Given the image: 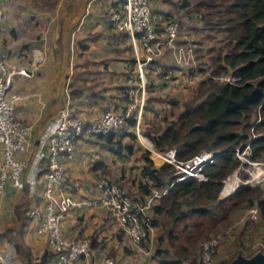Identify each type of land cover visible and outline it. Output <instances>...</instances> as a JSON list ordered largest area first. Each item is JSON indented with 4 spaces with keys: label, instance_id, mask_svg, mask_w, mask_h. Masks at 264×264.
Returning <instances> with one entry per match:
<instances>
[{
    "label": "crops",
    "instance_id": "obj_1",
    "mask_svg": "<svg viewBox=\"0 0 264 264\" xmlns=\"http://www.w3.org/2000/svg\"><path fill=\"white\" fill-rule=\"evenodd\" d=\"M1 1L7 11V3ZM58 1L54 2L53 12L56 14V25L46 29L47 37L44 39L42 35L37 36L42 34V30L33 32L30 28L25 29L24 23L20 25L13 15L11 17L14 19H5L0 24V52L6 66L11 69L23 68L30 73L27 76H12L11 92L18 95L15 116L27 124L29 130L26 152L14 154L17 158H26V166L21 173L24 186L16 190L6 181L0 191V263L2 255L9 252L15 264H27L16 254L8 240L9 235L3 234L7 227L11 228V235L27 248L31 258L39 257L46 248L45 237L36 232L39 218L26 216L25 212L33 206L43 208L42 169L34 173L33 166L35 144L39 135L49 128L57 110L65 105L79 118L91 121L108 108L123 105L118 88L123 85V70L131 58V42L128 36L119 33L104 19L107 7L117 0ZM156 15L159 16V13ZM34 49L44 52L40 62L33 63ZM164 52L173 60V51L166 46L160 47L154 61L161 67L168 64L165 59L169 58ZM76 74L80 77L73 80ZM188 77H192L191 81L188 80V84H192L195 77ZM153 79V85L160 86L159 78L155 76ZM81 83L84 84L80 93L71 96L70 86ZM130 108L135 109L134 102ZM114 158L116 155L104 150L100 142L91 139L74 141L73 153L70 156L62 154L58 158L64 181L69 184L68 192L73 197L95 198V176L100 175L101 171H92L91 163L99 160L107 170L110 160ZM21 204L22 212L17 218L14 208ZM59 232L69 239H95L104 249L111 248L120 264H156L153 255L146 250H139L141 253L137 251V246L119 231L114 219L96 202L61 212ZM94 251L87 264H98L96 257L100 252ZM78 264H84L83 260Z\"/></svg>",
    "mask_w": 264,
    "mask_h": 264
},
{
    "label": "trees",
    "instance_id": "obj_2",
    "mask_svg": "<svg viewBox=\"0 0 264 264\" xmlns=\"http://www.w3.org/2000/svg\"><path fill=\"white\" fill-rule=\"evenodd\" d=\"M226 10L235 13L233 17L225 19L226 30L229 34L228 48L224 51H218L213 56V64L209 70V75L199 83L196 92L190 93V97L183 103L182 108L177 113L173 110L177 106V101L174 99L166 100L165 104L168 105L166 114L171 115V118L167 119L166 115H162L160 119L161 123L163 121L164 123L161 126L156 125V123L148 126L146 123L140 122V117L138 120L142 136H145L152 144V148L158 152L173 147L174 156L180 161L189 159L201 150H211L213 152L212 162L201 167L204 179L187 176L182 180H175L176 170L168 163L154 166L149 151L143 148V163L139 168L138 176L148 177L151 180V185L139 181L137 177L135 191L138 194L134 195L133 199L142 201L143 196L149 194L151 187L161 188L170 183L166 192L156 200L159 202L154 203L149 210L154 213L164 212L172 217L174 222H179L183 217L192 214L209 215V209L202 206L205 201L216 200V207L223 211L227 207L224 206V202L228 200L229 207L233 206V202L245 201L247 205L257 208L255 219L243 220L238 225L241 226L245 222L257 219H260V222L264 224V185L260 188L247 182L240 183L223 197L218 195L221 189L220 179L239 165V160L234 154L236 147L242 149L247 143L249 146L248 159H261L264 163V133H261L264 129V79L262 78L264 76V0H232L226 6ZM105 22L107 23V21ZM153 23L156 35L161 36L163 23L160 22L159 25H161L158 26L155 17ZM119 33L128 36L123 31H119ZM153 64H155L154 59H150L143 65V69H147L148 66L150 69ZM156 67L160 71L155 76L159 78L162 84L164 78H168L166 74L168 68ZM124 69L125 73L123 74L125 77L126 74L128 75V73L134 71V79L138 80L133 56L129 60V67ZM222 72L238 76L239 79L237 82L232 83L219 82L211 78L212 75ZM78 77L80 75L76 74L73 80ZM123 82L125 84L118 88L123 105L110 108V110H120L126 113L119 127L115 131L95 133L87 138H77L92 140L95 137L93 140L100 142L104 150L116 156L122 154L129 156L133 151L135 142L133 128L136 123V104L135 109H129L130 105L135 102V94L129 95L127 88L132 84L128 83L130 84L128 85L125 80ZM149 82L150 80L145 81L146 87ZM83 84L70 86V95L77 96ZM152 84L154 83L152 82ZM146 100L160 101L158 97L147 98ZM124 107H127L126 111ZM256 107L263 115L257 122H254L250 116ZM143 108L142 104L141 111L146 110L147 107ZM149 110L153 112L152 109ZM71 114L76 116L73 112ZM153 114H155V111ZM83 121L85 125L90 120ZM251 128L252 132L255 133L253 137H251ZM167 169H169V174L166 173ZM91 170L101 171V174L107 171L105 164L99 160H94L91 163ZM242 177L246 178V174L242 173ZM183 205H186L187 208L184 209ZM20 207H22V204L14 208L17 218L20 217L22 212ZM26 216L28 215L26 214ZM137 217L139 220L143 218L141 226L147 232L152 219L147 216L144 217L141 213H137ZM242 227L234 234L236 236L234 244L239 245L240 243V237L244 234ZM10 229L5 228L3 234L9 235L8 240L20 260L27 264H43L53 259L54 253L47 246L39 257L31 258L29 251L21 241L11 235ZM119 231L123 232L120 227ZM167 234L169 240L176 238V235H172L170 231H167ZM162 238V234L157 237L158 244L161 243ZM142 239L143 237L140 238L139 245H141ZM88 245L93 254L95 249L114 258L113 250L111 248L109 250L104 249V246L100 245L95 239L88 240ZM126 251L129 252V249H126ZM188 251L189 249L180 243L175 245V251L172 253L168 249L157 245L153 251V258L156 264H194L195 262L200 264L197 261L199 249L191 256L184 257ZM223 262L221 261L218 264Z\"/></svg>",
    "mask_w": 264,
    "mask_h": 264
},
{
    "label": "built area",
    "instance_id": "obj_3",
    "mask_svg": "<svg viewBox=\"0 0 264 264\" xmlns=\"http://www.w3.org/2000/svg\"><path fill=\"white\" fill-rule=\"evenodd\" d=\"M6 17V9L0 0V24ZM105 21L114 29L125 32L131 42L136 65V76L139 82V86H137L139 97L137 99L135 97L134 102L136 104V123L133 128L138 142L144 149L149 151V154L153 153L162 160V163H168L175 168L177 172L175 180H182L187 176L204 179L201 167L212 162L214 155L211 150H201L189 159L180 161L175 158L173 147L158 152L149 145L148 141L139 132L138 120L145 92L142 66L150 60V55L158 53L161 46H166L173 51V59L179 65L185 66L188 64L187 58H191L190 47L176 46L177 21L170 20L163 23L161 36H157L153 25L154 15L148 0H117L107 7ZM152 39L154 40L152 41ZM43 56L44 52L34 49L32 52L33 63L40 62ZM16 74L27 76L30 73L23 68H8L0 52V191L6 181L16 190H21L24 186L21 173L26 166V158H17L14 154L26 152L29 126L15 116V105L18 95L11 92V85L12 76ZM207 75H209V72H207ZM211 78L219 82L232 83L237 82L239 79L238 76L227 72L212 75ZM262 78L264 79V76ZM188 80L191 81V77H188ZM127 92L129 95L135 94L132 86L127 88ZM125 114L120 110L104 111L98 118L84 125V121L77 116H73L69 108L64 105L57 110L49 124V128L37 138L33 166L34 173L42 169L43 208L30 207L26 210V214L39 218L40 223L36 228V232L45 237L47 248L54 253L53 259L48 264H78L80 260L87 264L94 256L89 248L87 238L69 239L60 235V213L70 207L78 208L96 202L114 219L135 246L139 245L140 238L144 237L145 231L141 226L143 218L139 220L137 213H141L144 217L147 216L146 211L166 192L170 183L165 184L161 188L151 187L149 194L144 195L142 201H140L125 195L119 187L107 179L99 178L96 182L97 195L95 198H78L73 197L68 192L69 184L64 181L58 164V156L62 154L70 156L73 153L74 141L78 137L87 138L95 133L115 131L121 124ZM259 119L260 115H257L254 122ZM250 131L251 137H253L255 133L252 132V128ZM234 154L239 160V166H243L246 162L254 167L259 164V162L248 159L249 146L247 143L242 149L236 147ZM238 171L237 167L220 181L223 195L230 193L240 183H251L253 175L250 178H240ZM229 178H233V184L227 182ZM138 180L151 185V180L148 177L138 176ZM29 182L32 183L33 180L30 179ZM256 216L257 208L250 206L242 214L238 222L253 220ZM216 243L215 238L201 243L197 253V261L200 264H211L212 252ZM257 244L264 251V241H260ZM91 255L93 256L90 257ZM96 258L98 259V264H120L106 253H100ZM0 264L15 263L10 253L5 252L1 257Z\"/></svg>",
    "mask_w": 264,
    "mask_h": 264
},
{
    "label": "rangeland",
    "instance_id": "obj_4",
    "mask_svg": "<svg viewBox=\"0 0 264 264\" xmlns=\"http://www.w3.org/2000/svg\"><path fill=\"white\" fill-rule=\"evenodd\" d=\"M57 1L58 0H5L8 9L6 12L8 13L7 16H9L6 18V21L15 18L14 20H17L20 25L21 22L24 23V26L26 27L25 29L30 28L33 32L40 29V31L42 30V34H38L37 36L42 35V39H44L47 37V34H45L46 29L51 25H56V14H53V12L56 5L54 2ZM148 1L152 12L154 11L155 13L156 21L158 22V24H156L158 26L161 25H159L160 22L164 23L170 20L177 21L178 33L176 35V46H188L191 48V58H187L188 64L185 66L179 65V63H177L174 59L171 60L170 55L167 52H164L169 58L165 59V62L168 64L164 66L172 67H167L168 70L166 74L168 75V78H164V83L160 86L152 84L154 81L152 78H154L160 71V69L156 66L160 65L156 64L154 61L155 64L150 66V69L148 65V67H146L147 69H143L142 66L144 80H150V82L147 87L146 83L144 85L145 92L143 95V106L144 108H147H145L146 110L141 111L142 114H140V122L146 123L148 126L155 123L156 125L161 126L164 123V121L161 123L160 117L162 115H166L167 119L171 118V115L166 114L168 105L165 104V101L169 99L176 100L177 106H175L173 110L177 113V111L182 108L183 103L190 97V93L196 92L199 87V83L205 80L208 76L207 72H209L212 67L213 56L218 51H224L228 48L227 42L229 34L226 30L227 24L225 19L227 17H233L235 13H230L226 10V6L232 0ZM155 10L157 11L155 12ZM156 13H159V16H157ZM24 14L28 15L23 16ZM11 15H13L14 18H12ZM45 42L47 43L48 40L46 39ZM155 55H150V59H154ZM131 56H133V51H131ZM127 67H129V63ZM124 71L123 73H125ZM122 76L123 80H125L127 84H132V88L137 99L139 94L137 95L136 92L139 93V90H137L139 82L134 79V71L128 73V75L126 74V77L124 74H122ZM188 76L195 77L192 84H188ZM123 84H125V82H123ZM154 97H158L160 101L154 102L153 100H146L147 98L149 99ZM126 109L127 107H124L125 111ZM149 109H152L153 112L155 111V114H153V112ZM109 110L110 108L106 111ZM103 112L98 114L96 118ZM258 113L260 117H262V112L260 110L258 111L256 107L251 113V119L255 120ZM139 132L141 134L140 128ZM261 133H264V129ZM93 139H95V137H93L92 140ZM133 146V151L129 156H123V154L116 156V158H114L115 160H110V164L105 173L95 176V180L104 178L114 183L125 193V195L131 198L138 194L135 191V183L137 182L136 180L139 174V168L143 163V147L140 145L136 137ZM149 156L151 157L154 165L158 166V164H164L162 162L158 163L159 160H162L155 157L153 153L149 154ZM251 161L259 162L258 166L264 169L261 159ZM237 167L239 170L238 176L240 178H244L242 177V173H245L246 177L249 178L252 175H256L257 167H254L247 162L244 163L243 166L238 165ZM168 172L169 169H167L166 173ZM257 177H261V173ZM222 179H220V181ZM233 182V178H229L228 183L233 184ZM249 184L262 188L264 185V178L252 179ZM218 195L219 197L224 196L221 189ZM156 202L158 203L159 201H155V203ZM228 202L229 201L226 200L224 202V206L226 205L229 209H226L227 207H225L222 211L216 207V200L205 201L202 206L209 209V215L192 214L188 217H183L179 222H174L173 218L166 215L164 212L154 213L150 210L146 211L148 212L146 213L147 217L152 219V222L141 240V245L137 246V251H143L144 249L153 255L155 247L160 245L161 248H166L172 253L175 251V245L180 243L183 244L185 248L187 247L189 249L188 253L184 255V257H187L196 252L201 243L207 241L208 239L215 238L217 243L214 246L211 257V263L213 264H218L221 261L225 262V260L233 256L237 253V251L243 255L249 254L256 248H259L257 244L258 242L264 241V224L260 222V219H257L255 221L245 222L241 226L237 225L240 224L238 221L242 214L250 206L247 205L245 201H240L239 203L233 202V206L229 207ZM183 208L186 209L187 206L183 205ZM241 227L243 228L244 234L240 237V243L237 245L234 244V241L236 240V236L234 234L236 231L240 230ZM167 231H170L172 235H176V238L169 240L167 238ZM160 234H162L163 238L161 243L158 244L157 237ZM140 251L139 253H141ZM117 261L120 263L119 260ZM194 264H196V262Z\"/></svg>",
    "mask_w": 264,
    "mask_h": 264
},
{
    "label": "water",
    "instance_id": "obj_5",
    "mask_svg": "<svg viewBox=\"0 0 264 264\" xmlns=\"http://www.w3.org/2000/svg\"><path fill=\"white\" fill-rule=\"evenodd\" d=\"M221 264H264V251L256 248L247 255L237 252Z\"/></svg>",
    "mask_w": 264,
    "mask_h": 264
},
{
    "label": "bare ground",
    "instance_id": "obj_6",
    "mask_svg": "<svg viewBox=\"0 0 264 264\" xmlns=\"http://www.w3.org/2000/svg\"><path fill=\"white\" fill-rule=\"evenodd\" d=\"M256 167H257L256 175H253L252 179L264 178L263 169L260 168L259 166ZM260 173H261V177H257L258 175H260Z\"/></svg>",
    "mask_w": 264,
    "mask_h": 264
}]
</instances>
